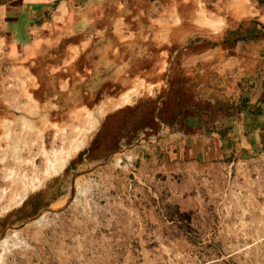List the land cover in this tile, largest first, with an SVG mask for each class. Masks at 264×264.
I'll return each mask as SVG.
<instances>
[{
  "label": "rangeland",
  "instance_id": "1",
  "mask_svg": "<svg viewBox=\"0 0 264 264\" xmlns=\"http://www.w3.org/2000/svg\"><path fill=\"white\" fill-rule=\"evenodd\" d=\"M197 3L185 41L223 35L230 18ZM53 65L0 57V264H264V151L238 171L170 173L162 146L119 145L136 113L107 118L153 94L146 79L92 96L77 48Z\"/></svg>",
  "mask_w": 264,
  "mask_h": 264
},
{
  "label": "crops",
  "instance_id": "2",
  "mask_svg": "<svg viewBox=\"0 0 264 264\" xmlns=\"http://www.w3.org/2000/svg\"><path fill=\"white\" fill-rule=\"evenodd\" d=\"M200 1L230 18L220 37L185 41L198 0H0V57L11 67L48 66L77 48L93 68L84 77L92 96L146 79L153 94L107 114L136 113L121 148L162 146L175 161L170 173L185 177L238 171L264 151V0ZM174 8L184 21L176 27ZM166 61L170 87L160 92L157 64Z\"/></svg>",
  "mask_w": 264,
  "mask_h": 264
},
{
  "label": "trees",
  "instance_id": "3",
  "mask_svg": "<svg viewBox=\"0 0 264 264\" xmlns=\"http://www.w3.org/2000/svg\"><path fill=\"white\" fill-rule=\"evenodd\" d=\"M183 217H185V218L187 217V219H186V220H188V222H190V220H191V219H190V217H189V216H187V214H184V215H183Z\"/></svg>",
  "mask_w": 264,
  "mask_h": 264
},
{
  "label": "bare ground",
  "instance_id": "4",
  "mask_svg": "<svg viewBox=\"0 0 264 264\" xmlns=\"http://www.w3.org/2000/svg\"><path fill=\"white\" fill-rule=\"evenodd\" d=\"M43 215H44V214H43ZM40 219H41V218H39V219L37 218V219H33V220H34V221H38V220H40Z\"/></svg>",
  "mask_w": 264,
  "mask_h": 264
}]
</instances>
